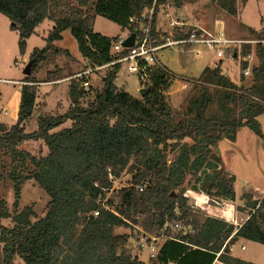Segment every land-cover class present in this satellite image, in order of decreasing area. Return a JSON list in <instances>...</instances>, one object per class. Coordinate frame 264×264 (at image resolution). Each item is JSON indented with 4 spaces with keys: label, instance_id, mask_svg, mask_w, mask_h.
Instances as JSON below:
<instances>
[{
    "label": "trees",
    "instance_id": "16d2710c",
    "mask_svg": "<svg viewBox=\"0 0 264 264\" xmlns=\"http://www.w3.org/2000/svg\"><path fill=\"white\" fill-rule=\"evenodd\" d=\"M167 1L180 9L191 0H0V15L18 32L22 52L24 40L43 21L53 24L47 47L36 51L33 71L24 77L27 84L20 89L16 123L9 127L0 122V169L7 168L5 178L13 184V207L18 208L27 180H34L50 197L49 207L32 222L30 206L10 215L0 197V264H13L15 257L24 264H139L128 249L130 235L114 234L116 227L140 228L149 236L147 244L155 238L157 253L149 264H213L217 253L222 264H253L232 257L230 247L240 238L264 245V200L258 205L252 194H242L248 218L237 227L189 207L183 186L188 171L201 173L195 180L202 193L235 200V179L224 173L213 150L223 139L235 142L242 127L262 137L257 118L264 115L263 45L255 46L257 65L249 87L223 75L220 61L203 69L201 84L194 85L200 93L188 98L181 114L165 99L172 80L166 72L153 69L150 84L137 98L116 86V67L90 92L71 78L67 110L42 115L36 130L25 132L38 107L40 81L31 75L48 63L50 53L70 58L53 46L64 31H70L86 63L102 65L110 61L111 45L119 36L94 32L96 16L125 31L130 18H140L152 8L156 14ZM236 3L218 0L219 7L234 17ZM255 38L264 39V32ZM233 51L246 56L251 47ZM245 67L241 62V69ZM60 79L58 73H47V81ZM214 104L221 113H209ZM67 121L69 127L62 128ZM186 139L191 145L184 143ZM28 141L42 142L47 154L34 156L21 149ZM174 151L178 154L169 161ZM124 172L131 174L127 187L112 190L113 181ZM139 185L143 192L136 189ZM7 219L11 226L3 225ZM175 223L179 229L173 228Z\"/></svg>",
    "mask_w": 264,
    "mask_h": 264
},
{
    "label": "rangeland",
    "instance_id": "374dc122",
    "mask_svg": "<svg viewBox=\"0 0 264 264\" xmlns=\"http://www.w3.org/2000/svg\"><path fill=\"white\" fill-rule=\"evenodd\" d=\"M236 9L237 15L234 17L219 7L218 0H191L185 1L180 9H176V14L182 19L209 30H214L215 26L219 24L224 28L225 33L233 39L253 40L259 31L264 30V0H237ZM170 14H172V9ZM167 21V18L162 16V11H159L157 24L161 26V36H166L169 31ZM52 27L53 24L50 21H43L36 28L35 34L24 40L25 48L22 52L19 46L18 32L12 29L10 22L5 16L0 15V79L3 80L0 82V122H5L9 127L16 123L22 86L18 82H23L24 80L23 70L33 61L31 64V71H33V66L36 63V56L34 55L36 51H42L47 47L45 39L49 36ZM93 28L94 32L108 38L126 36V32L121 31L116 24L100 16L95 17ZM53 46L65 50L70 58L50 53L48 54V63L46 65L40 64L39 68L31 75L37 81H40L36 86L38 107L32 118L25 124L26 133H32L36 130L37 116L39 114L56 115L62 114L67 110L69 105L67 94L69 80L73 75L83 70L85 66V61L81 57L76 41L69 30L64 31L61 34V40L54 42ZM203 51V56L199 58L194 57L192 54L180 56L174 49H165L158 53L164 66L174 76L170 82V88L168 92L164 93V96L172 110L178 114L185 110L188 98L191 95H198L201 90L192 85L186 90L181 89L182 79H198L205 67H211L214 64L211 53L204 49ZM250 53L252 57L251 66L255 67L257 65L255 48L251 47ZM239 57L236 60L226 57L222 61L220 69H222V74L229 77L236 85L249 87L252 78L251 76L243 77L242 61ZM47 73H51V75L58 73L61 79L58 81H47ZM91 83L93 88H99L102 84L95 77L91 78ZM115 84L117 87H123L127 93L134 97H140L139 91L141 88L137 79L127 74L124 68L118 72ZM209 113L219 114L221 110L214 104L210 108ZM258 122L261 124L262 137L255 136L247 127H242L236 134L235 142L223 139L218 144L217 149L213 150V153L218 155L224 173L235 179L234 192L237 195L239 194V196L238 203L233 204V207L242 213L244 211L243 206L245 207L246 204L242 194H252V200L255 201L259 198L260 191L264 190V115L258 117ZM69 125L70 122L67 121L62 125V128H67ZM184 143L191 145V140L186 139ZM21 149L34 156L47 154V148L40 141L25 142ZM217 150H219V154ZM177 154V151L169 152L168 160L171 161ZM28 170L30 171L31 168L28 167ZM7 171L6 167L0 169V197L6 202L10 215H14L24 207L30 206L35 214L31 221L35 222L42 218L49 207L50 197L34 180H27L21 186L19 206L15 209L13 207V184L5 178ZM206 172L210 171L207 170ZM201 177V173L187 172L184 180L183 196L188 199V206L192 209L200 210L202 214L204 213L210 217L214 215L220 216V212L216 211V208L221 210L226 205L218 197H208L200 191V185H197L195 179ZM130 179L131 174L122 173L119 178L114 180L112 190L118 191L123 187H127ZM205 201L208 203V207ZM204 207L205 209H203ZM222 215L224 214L221 212ZM240 216L239 219L234 218L235 223L240 224L243 221L244 216L241 214ZM223 217L225 219V216ZM226 217L229 219L231 216ZM2 223L5 226L12 225L10 219L4 220ZM114 234L130 235L128 249L137 258L139 264H149V252L146 248L149 236H146L140 228L135 227L130 230L125 227H116ZM246 252L248 253V251ZM256 253L258 260L261 259L264 262V250H259ZM13 264H24V262L15 257Z\"/></svg>",
    "mask_w": 264,
    "mask_h": 264
},
{
    "label": "built area",
    "instance_id": "2783aa9c",
    "mask_svg": "<svg viewBox=\"0 0 264 264\" xmlns=\"http://www.w3.org/2000/svg\"><path fill=\"white\" fill-rule=\"evenodd\" d=\"M171 9L172 14H170ZM176 9L177 8L169 1L160 6L159 11H162V16L168 20L169 31L166 36L160 35L161 26L157 24L159 12L155 14L153 8L146 11L140 18H130L128 20L129 28L125 30L126 36H119V40L111 45L110 61L102 65H89L85 62L84 69L73 75L72 78L79 81L84 91L90 92L93 88L91 78L95 77L102 81L107 73L119 67V71L124 68L127 74L134 76L139 83V87L143 89L150 84L149 77L153 69H161L170 77L174 78L158 56V53L165 49H174L180 56L192 54L196 58L203 56L204 49L211 53L214 66H216L226 57L236 60V58L241 56L239 54H234L233 50L240 48L242 45H250L253 48H255L257 44L264 45V39L254 38L251 41L233 39L225 33L224 28L219 24L215 26L214 30H209L200 25L193 24L177 15ZM131 34H134L133 45L131 47L123 46V42ZM250 54L239 57L242 62L246 63V67L242 70L244 77L251 76L252 68H254V66H251L252 57ZM182 80L181 89L184 90L190 85L194 86L201 84V81L195 78H184ZM2 81L3 80L0 79V82ZM18 83L21 85L27 84L24 82ZM136 189L138 192H143L144 186L139 185ZM263 200L264 190L260 191V196L256 201L259 205ZM251 212H253V210H251ZM94 214L97 215V213ZM225 218L227 219V217ZM247 218L248 212L245 213L243 222ZM227 222L237 227L241 225H236L233 217L227 219ZM173 228L178 229L179 223H175ZM154 241L155 238H151V242L146 245L149 258H153L157 253V248L153 243ZM219 256L220 253H217L214 262L218 261L217 259ZM219 264L222 263L219 262Z\"/></svg>",
    "mask_w": 264,
    "mask_h": 264
},
{
    "label": "crops",
    "instance_id": "0c3cea01",
    "mask_svg": "<svg viewBox=\"0 0 264 264\" xmlns=\"http://www.w3.org/2000/svg\"><path fill=\"white\" fill-rule=\"evenodd\" d=\"M197 23V22H196ZM263 32H264V30H262ZM117 37V36H116ZM213 67H214V64L212 65ZM211 66V67H212ZM221 66V65H220ZM210 67V68H211ZM221 68V67H220ZM232 81V80H231ZM233 82V81H232ZM233 83H235V82H233ZM236 84V83H235ZM42 115L43 114H39L38 116H37V118H39L40 116L42 117ZM257 120H258V118H257ZM5 123V122H4ZM236 138H237V136H236ZM234 194H235V200L234 201H232V200H230V199H225V198H219V199H221V200H223V202L225 203V205H226V207H224V208H221V210L220 209H218V208H216V211L218 210L219 212H220V216H216V215H214V216H212V217H214V218H218V219H224V217L223 216H231V217H233V218H236V219H239V217H241L240 216V214L241 215H243L244 216V218H245V214L244 213H246V212H248L249 211V209L248 208H245L244 206H243V208H244V211H243V213L242 212H239V211H237V210H235L234 209V207H233V204L235 205V204H237L238 203V196H239V194L237 195L235 192H234ZM241 195V194H240ZM242 200V199H241ZM240 200V201H241ZM243 201V200H242ZM205 203H207L206 201H205ZM207 207H208V203H207V205H206ZM203 209H205V207L203 208ZM202 209V210H203ZM215 209V208H214ZM219 212H216V213H219ZM221 212L224 214V215H222L221 216ZM209 213V212H208ZM225 220L227 221V219L225 218ZM243 222V221H242ZM242 222L240 223V224H242ZM236 225H240V224H237V223H235ZM242 247H243V249H242ZM259 250H264V245H261V244H257V243H254V242H251V241H248V240H245V239H242V238H240L231 248H230V253H231V256L232 257H234V258H237V259H242V260H244V261H246V262H250V263H253V264H264V262L261 260V259H259L258 260V258L256 257L257 256V253L256 252H258ZM246 251H248V253L246 252ZM213 264H219V261H216V262H214Z\"/></svg>",
    "mask_w": 264,
    "mask_h": 264
},
{
    "label": "water",
    "instance_id": "95a60500",
    "mask_svg": "<svg viewBox=\"0 0 264 264\" xmlns=\"http://www.w3.org/2000/svg\"><path fill=\"white\" fill-rule=\"evenodd\" d=\"M133 41H134V34H131L127 39H125V41L123 42V46L125 47H131L133 45ZM33 62V61H32ZM32 62H30L25 69L23 70V74L24 76H29L31 74V64ZM140 95L143 94V89H141L139 91ZM41 118V116H40ZM218 154H219V150H217Z\"/></svg>",
    "mask_w": 264,
    "mask_h": 264
}]
</instances>
